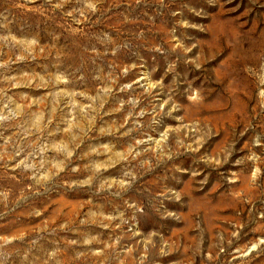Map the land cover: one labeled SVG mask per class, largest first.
I'll list each match as a JSON object with an SVG mask.
<instances>
[{
    "label": "rangeland",
    "instance_id": "1",
    "mask_svg": "<svg viewBox=\"0 0 264 264\" xmlns=\"http://www.w3.org/2000/svg\"><path fill=\"white\" fill-rule=\"evenodd\" d=\"M0 264H264V0H0Z\"/></svg>",
    "mask_w": 264,
    "mask_h": 264
}]
</instances>
